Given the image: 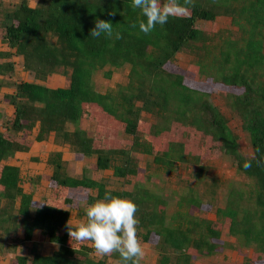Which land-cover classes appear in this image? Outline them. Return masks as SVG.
I'll return each mask as SVG.
<instances>
[{
    "label": "trees",
    "instance_id": "trees-1",
    "mask_svg": "<svg viewBox=\"0 0 264 264\" xmlns=\"http://www.w3.org/2000/svg\"><path fill=\"white\" fill-rule=\"evenodd\" d=\"M131 2L36 0L30 6L17 0L11 8L0 2V92L11 88L0 95L6 107L0 113V255H10L6 264H105L108 258L120 264L118 253L94 257L89 242L70 241L66 228L69 219L86 220L88 204L107 192L137 205V236L155 251L153 264H191L230 246L220 237L222 227L250 248L246 262L264 264V0H195L190 18H169L149 35L139 31V21L146 18ZM220 15L230 17L240 36L223 37L216 46L209 42L212 30L200 29L197 21L213 23ZM97 20L110 21L122 38L91 36ZM183 50L196 58L180 69L175 54ZM14 59L23 79L11 80ZM123 65L128 67L124 84L94 89L93 72ZM52 74L65 77L66 85L35 81ZM221 86L228 90L230 111L248 133L250 155L241 153L226 118L208 100ZM81 120L94 122L93 135L78 126ZM32 141L56 147L42 159L47 174L30 176L10 162L19 161L16 155L27 153ZM64 150L93 156L96 170H109L131 189L109 188L84 172L67 173ZM218 152L233 158L249 189L229 188L225 205L209 219L188 211L202 206L195 183L168 217L165 198L144 185L151 180L148 170L174 173ZM136 154L151 162L141 167ZM249 159L252 167L245 170ZM198 168L196 181L205 185ZM42 179L45 195L29 188ZM202 190V195L211 191ZM33 204L42 206L33 210ZM43 244L55 248L42 253ZM18 247L25 252L16 253Z\"/></svg>",
    "mask_w": 264,
    "mask_h": 264
},
{
    "label": "rangeland",
    "instance_id": "rangeland-1",
    "mask_svg": "<svg viewBox=\"0 0 264 264\" xmlns=\"http://www.w3.org/2000/svg\"><path fill=\"white\" fill-rule=\"evenodd\" d=\"M17 0H0L3 7L11 8ZM30 6H33L36 0H26ZM198 27L204 31L212 30L211 37L212 44L218 46L223 37L230 39H237L240 36V32L237 27L230 23V17L227 15H220L215 17V22L211 23L209 21L198 20ZM215 33V34H214ZM209 34V35H210ZM215 40H213V38ZM0 47H3L0 45ZM212 53H217L215 52ZM264 53V44H263ZM195 56L189 53L188 50H183L175 54V63L180 69H185L189 65L190 61L195 60ZM14 73L11 76V80L23 79L26 75L20 69L18 61L14 59ZM109 70V75H105V72ZM127 65H123L120 68H111L108 66L103 67L100 70H96L92 74L93 87L98 92H104L107 89H112L118 84H124L127 80ZM52 77V78H51ZM28 78V77H27ZM57 77L49 75L44 80H39L45 85L49 86H61L66 85L67 80L63 77L55 79ZM5 80V78H2ZM38 81V80H35ZM5 87V86H4ZM2 88L7 89L6 88ZM11 89V88H10ZM234 89H232L233 91ZM227 88L219 87L214 91H211L208 100L218 108L221 114L226 118V124L229 129L235 134L237 143L239 144V150L244 155L251 154L250 141L248 133L241 128L239 118L234 115L230 109V101L225 93ZM1 104V102H0ZM3 109L0 113L3 114ZM1 118V117H0ZM150 120H153L150 118ZM78 126L84 129L89 135H93L94 132V122L81 120ZM114 136L121 137L122 132H117L116 130H111ZM52 148H56L51 143H42L40 141H32L27 153L17 154L16 157L19 161L10 160L11 163H16L21 169H23L26 174L33 176L36 173H48V169L44 166V161L42 159L46 158L47 153L50 152ZM216 156L209 158H202L197 165L189 164L185 169L179 170L177 172L165 173L163 171H152L148 170V174L151 175V180L146 182L144 185L148 187L154 193L163 196L166 200L165 211L166 215L169 217L174 214V211L178 208L177 199L180 195H186L188 192V187H194L195 183L198 184L196 191L198 196H200L201 207H191L188 208L190 214L195 217L200 218H215L214 211L217 207H223L227 201V194L229 188L236 187L247 191L250 187V181L243 174L237 172L233 158L221 152L216 153ZM30 155H36L39 160L33 161L29 157ZM138 156L139 165L141 167L145 166L146 163L151 162V157L136 154ZM63 164L67 173L72 175H80L84 172L90 178L93 179H103L107 182L109 188H120V189H131L130 184H122L118 178L111 175L109 170H96L93 167L94 158L93 156H80L72 152L63 151ZM211 156V155H210ZM200 167L201 174L203 175L202 180L205 181L203 185L200 181L197 182L196 172ZM152 171V172H151ZM195 174V175H194ZM209 187L211 191H208L205 195L202 188ZM35 191L42 192L43 195L47 193L46 181L42 179L39 184L33 185L32 188ZM204 192V193H203ZM246 194V192H245ZM246 199V198H245ZM207 203V204H206ZM187 209V208H185ZM184 208L182 210H185ZM36 234L32 235V239H35ZM220 237L227 243H231L230 246H225L213 255H202L198 256L191 261V264H253V262H246L247 256L250 254V248L243 247L239 245L234 237L227 233V229L222 227ZM143 249L144 257L141 261L142 264H153L155 262L156 253L152 249L149 242H142L139 239ZM55 245L43 244L41 248L42 253H48ZM25 248L18 247L16 253H24ZM94 257H98L95 252L92 254ZM10 255H0V264H6ZM105 264H117L113 258H108Z\"/></svg>",
    "mask_w": 264,
    "mask_h": 264
},
{
    "label": "clouds",
    "instance_id": "clouds-1",
    "mask_svg": "<svg viewBox=\"0 0 264 264\" xmlns=\"http://www.w3.org/2000/svg\"><path fill=\"white\" fill-rule=\"evenodd\" d=\"M130 6L139 9L146 18L139 21V31L149 35L157 25L166 24L169 18H190L189 9L195 6V0H132ZM135 27L136 24H133ZM102 34L107 38H122L119 32L114 33L110 21L97 20L90 35L99 38ZM252 159L243 163L245 170L252 167ZM256 164L261 166L262 162L256 160ZM40 206L32 205L33 210ZM137 210V205L131 199L106 192L103 199L88 204L86 220L75 223L68 220L66 228L70 241L80 244L89 242L95 254L101 258L118 253L120 264H141L145 253L137 236Z\"/></svg>",
    "mask_w": 264,
    "mask_h": 264
},
{
    "label": "crops",
    "instance_id": "crops-1",
    "mask_svg": "<svg viewBox=\"0 0 264 264\" xmlns=\"http://www.w3.org/2000/svg\"><path fill=\"white\" fill-rule=\"evenodd\" d=\"M52 76H55V77H57V78H59L60 79V77H63V76H60V75H57V74H52ZM52 78V77H51ZM57 78H55V79H57ZM65 77H63V79H64ZM66 79V78H65ZM36 82H39V81H36ZM39 83H42V82H39ZM43 84V83H42ZM45 85V84H44ZM46 86H48V87H53V86H49V85H46ZM63 86H65L64 85V83H63V85H61V86H54V87H63ZM3 88V87H2ZM1 88V92H0V95H1V93L2 92H4V91H10L11 89L10 88H7V89H2ZM4 88H6V87H4ZM1 102V101H0ZM0 108H1V111H2V109L3 110H5L6 111V107L4 106V103L3 102H1V104H0ZM40 142H42V143H47V142H44V141H40ZM50 143V142H49ZM33 234H36V231H34L33 232ZM36 236V235H35ZM36 238V237H35Z\"/></svg>",
    "mask_w": 264,
    "mask_h": 264
}]
</instances>
